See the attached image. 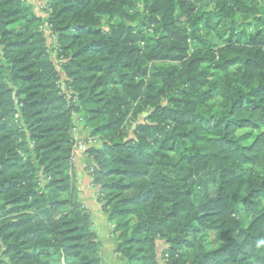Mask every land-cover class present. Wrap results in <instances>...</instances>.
Wrapping results in <instances>:
<instances>
[{"label": "trees", "instance_id": "trees-1", "mask_svg": "<svg viewBox=\"0 0 264 264\" xmlns=\"http://www.w3.org/2000/svg\"><path fill=\"white\" fill-rule=\"evenodd\" d=\"M39 2L0 0V264H103L73 116L121 264H264V0Z\"/></svg>", "mask_w": 264, "mask_h": 264}, {"label": "rangeland", "instance_id": "rangeland-1", "mask_svg": "<svg viewBox=\"0 0 264 264\" xmlns=\"http://www.w3.org/2000/svg\"><path fill=\"white\" fill-rule=\"evenodd\" d=\"M29 1L35 6V12H36V14L38 16H41V17H45L46 16L45 11L42 9L43 5H41L42 3L39 2L41 0H29ZM263 7H264V3H263ZM206 8L210 9V8H212V5H208V7H206ZM148 31H149V33H151V30H148ZM45 34H46V37H47L48 47L51 49L53 38L49 37L50 33H49V31L46 28H45ZM190 47H191V49L193 48V45H192L191 42H190ZM163 63H157V64H163ZM136 111L137 110L131 109V111L129 113V116L127 118V122L125 124V131H126L128 137H133V132L132 131H133L134 127L137 124H139V123H144L145 120H146V116H147V113H148L146 110L142 109L139 112H136ZM73 123H74L75 127L73 129L74 142H73V146H72L71 155H72V161H73V165H74V171H75V174H76V185H77V188L79 190V199H80L81 202H83L82 199H85V198H83L84 196L81 195V192L85 191L84 190L85 184L87 183V181H89L88 178L90 179V182H91V177H90V172L87 169V165H86L87 162L84 165H82V163H80V161H79V158L83 157L84 159H88V161H90L91 158H88V152L87 151L90 148H99V147H101L102 141L98 137H89L88 136L89 135L88 130H86V128L83 127V124H82L80 118H78L77 116H73ZM77 131H81V133L84 131V135L82 136L81 139H79L81 143H79L78 145H76V138H77V134L76 133H77ZM237 133H239V132H237ZM82 168H83L84 171H82ZM76 171L78 173V176H77ZM77 177H78V180H77ZM77 181H78V183H77ZM83 205H85V204H83ZM242 217L244 218V221L246 223L249 222L251 220V218H252V216H250V215L243 216V212L241 211L240 214H239V219H241ZM106 225H107L106 226L107 229H109V228L113 229V228H111L112 225L111 226L108 225V224H106ZM94 230H95V228H94ZM112 237H113V234H112V231H111L109 233V238L112 241L111 245L115 241L114 237L113 238ZM210 240H211V235H209L208 233H205L203 235V242L206 245V247L209 245V241ZM157 248H158V250L162 249V247L160 246V240L157 241ZM109 249H110L109 246H107L106 248L103 247V251L100 254V255H102L101 257H102L103 264H113L112 260L109 259V257H108L109 255L107 254L109 252ZM111 256L113 257L112 254H111ZM117 257H118L117 264H121L120 256L118 255Z\"/></svg>", "mask_w": 264, "mask_h": 264}, {"label": "crops", "instance_id": "crops-1", "mask_svg": "<svg viewBox=\"0 0 264 264\" xmlns=\"http://www.w3.org/2000/svg\"><path fill=\"white\" fill-rule=\"evenodd\" d=\"M77 138H76V145H78L80 142L79 139L82 138V136L84 135V131L81 133V131H77ZM80 163H82V165H84L88 159H84L83 157L79 158ZM82 171L83 168H82ZM77 173V171H76ZM78 176V173H77ZM78 180V177H77ZM89 181H87V183L85 184L84 190L81 192V195L84 196L82 199L83 204H85L84 206L89 210L90 212V218L91 221L93 222V226L95 228V231L97 233V237H98V241L100 242V254L103 251V247L106 248L107 246H109V252L107 253L109 256V259L112 260L113 264H117V259H118V255L115 252V248H116V243L115 241L113 242V244L111 245V239L109 238V233L112 231V229H107V221L105 219V214L104 212L101 210L100 205L97 203L96 200V196H95V189L92 187L90 179L88 178ZM78 183V181H77ZM79 185V184H78ZM86 200V201H85ZM110 225V224H108ZM111 226V225H110ZM112 228V227H111ZM113 238V237H112ZM162 244V245H161ZM160 246L163 248V242L160 241ZM111 254L113 255V257L111 256ZM102 256V255H100ZM102 258V257H101Z\"/></svg>", "mask_w": 264, "mask_h": 264}]
</instances>
